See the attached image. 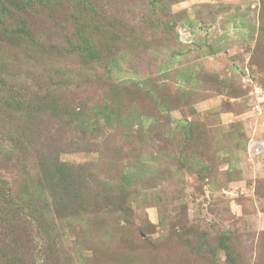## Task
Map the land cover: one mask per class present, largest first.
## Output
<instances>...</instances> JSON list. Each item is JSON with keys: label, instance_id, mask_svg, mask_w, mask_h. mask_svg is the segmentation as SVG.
<instances>
[{"label": "rangeland", "instance_id": "374dc122", "mask_svg": "<svg viewBox=\"0 0 264 264\" xmlns=\"http://www.w3.org/2000/svg\"><path fill=\"white\" fill-rule=\"evenodd\" d=\"M0 14V264H264V0Z\"/></svg>", "mask_w": 264, "mask_h": 264}, {"label": "trees", "instance_id": "16d2710c", "mask_svg": "<svg viewBox=\"0 0 264 264\" xmlns=\"http://www.w3.org/2000/svg\"><path fill=\"white\" fill-rule=\"evenodd\" d=\"M0 16H1V14H0Z\"/></svg>", "mask_w": 264, "mask_h": 264}]
</instances>
